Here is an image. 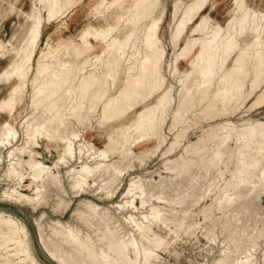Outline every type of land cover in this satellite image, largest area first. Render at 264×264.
Wrapping results in <instances>:
<instances>
[{"label": "bare ground", "instance_id": "6f19581e", "mask_svg": "<svg viewBox=\"0 0 264 264\" xmlns=\"http://www.w3.org/2000/svg\"><path fill=\"white\" fill-rule=\"evenodd\" d=\"M72 1L50 0L46 21L50 22L58 16ZM251 1L232 0L231 6L224 12V26L220 27L216 22L217 27L209 33L206 28L214 18L206 14V10L212 0H191L176 21L178 0L172 2L170 18L174 21L171 37L173 44H177L181 36L187 39L182 51L174 59L173 69H176L181 58H185L190 68L182 79L177 80L180 89L173 111H170L172 100L169 92L163 88L160 75L165 53L158 35L165 16L162 0H129L127 3L130 9L123 14L111 12L109 15L114 24H119L124 15L130 16V20L114 38L109 39L110 26L95 29L93 34L90 31L81 34L82 44L73 47L75 55L90 54L92 44L100 42L101 55L96 57L101 61L100 69L86 71L91 61L85 58L74 70V64L64 58L65 50H55L48 53V56L40 53L33 77L37 86L30 102L32 115L36 116L33 121L23 125L24 147L20 156L17 155V149L10 147L17 132L9 128L7 122L0 126V151L6 154V164L0 168V184L6 185V189L0 192V201L24 203L33 211L48 206V198L53 197L51 213L62 215L70 211V220L75 224L48 219L44 212L33 219L39 245L52 261L58 264H140L142 258L140 242L115 215L112 216L113 213L107 207L83 199L71 211L70 201L64 202L62 198L69 194L61 182L58 168L67 165L65 158L72 146L70 121L82 120L86 102L92 108L94 101L100 102L111 95L102 110L100 125L104 127L120 123L144 99L159 95L154 105L156 113L153 118L148 119L149 111L146 110L137 113L135 120L128 126L131 134L116 148V163L127 167H132L133 160L142 165L145 159L163 147L165 139L161 136L160 127L169 114L172 118L169 130L174 132V137L163 155L171 153L183 139L187 130L179 127L196 107H206L201 115L196 116V121H199L206 119L212 112L215 116L210 115V119L219 113L226 115L228 107L232 108L239 102L245 103L256 93L259 95L257 105L264 104V7L260 10L255 3L250 5ZM158 2L161 4L157 7ZM195 17L201 18L197 26L192 25ZM33 26L39 37L43 29L42 19L33 20ZM138 34L140 37H137ZM89 35L93 42L88 40ZM194 35H197L196 39ZM136 43L141 49H136L135 54L139 56L141 53L142 56L128 69L127 74L120 77V57L125 56L131 47L135 48ZM35 54L36 44L33 43L30 53L17 66L10 65L0 74V86L8 87L6 98L0 101V112L9 108L12 113L22 101L24 92L21 85L28 79ZM104 55H107L106 60ZM46 71L49 72L48 76L40 81L41 74ZM66 113L71 117L68 118ZM35 128H40L41 134L48 141L54 139L58 142V147H55V163L45 165L32 156L29 148L34 140ZM119 128H114L108 135V142L100 154L109 151L110 143ZM233 144L238 146L237 162L243 163V169L238 174L230 197L234 201L233 212L239 221L234 226L237 231L232 239L236 243L246 241L248 232L256 226L261 215L257 212L252 216L251 212L260 206L264 197V119L246 121L240 128L228 122L221 125L217 132L187 144L184 151L192 158L179 157L165 163L164 169L169 176L158 182L145 178L135 181L140 186L137 198L141 206H147L155 200L160 205L149 212L137 207L131 200H126L120 205L119 216L126 218L142 242L151 243L147 237L154 235L153 223L167 228L175 222L183 226L180 233L190 234L191 222L176 212L175 207L189 208L194 205L195 198L202 196L203 188L214 182L213 174L228 163ZM245 147L247 149L243 150ZM23 154L27 155L26 160L22 159ZM2 162L0 159V166ZM102 173L100 167L98 172H94L93 167L80 171L69 167L64 176L70 192L78 197L85 192L83 186L88 187L87 177L97 174L100 178ZM24 180L38 184L31 189V195L20 192ZM97 180L93 179V183ZM241 209L245 212L243 216H248H245L246 219L239 213ZM214 221L211 217L207 226L199 232L204 242L209 241ZM229 224H232V218ZM99 225L105 228L106 234L97 230ZM71 235L78 237L80 243L92 246L87 254L78 248ZM165 251L166 246L163 244L160 246V254L145 249L144 261L147 264H166L165 260H161V254ZM226 255L229 264H236L231 250ZM0 264H42L33 252L26 226L5 212H0Z\"/></svg>", "mask_w": 264, "mask_h": 264}, {"label": "rangeland", "instance_id": "374dc122", "mask_svg": "<svg viewBox=\"0 0 264 264\" xmlns=\"http://www.w3.org/2000/svg\"><path fill=\"white\" fill-rule=\"evenodd\" d=\"M128 1L129 0H73L70 6L64 9L50 22H47L46 18L51 5L50 0H0V74L10 65L17 66L19 62L30 53L33 43L36 44V54L32 59L30 74L26 82L21 85L24 92L22 101L13 109L12 113L9 108L0 112V126L7 122L9 124L8 127L17 132V137L15 141H11L10 147L18 150V156L21 155L24 147L22 145L23 125L27 121H33L36 116L32 115L30 102L37 86V82L34 81L33 77L40 60V53L44 56H48V53H52L55 50H65L63 52L64 58L74 64V70L77 64L85 58L91 61V65L87 66L86 71L89 72L94 68L100 69L101 61L96 59V57L101 55L100 42L92 44V52L90 54L75 55L73 47L75 44H82L80 38L82 33L90 31V33L93 34L95 29L107 28L110 26L111 33L109 39L114 38L118 32L123 29L127 21L130 20V16L126 14L119 24H114V20L109 14L111 12L123 14L128 8L130 9V4L127 3ZM174 1L177 0H162L161 3L165 9V16L162 19L158 31L160 42L165 48L164 62L161 66L160 75L163 80V88L169 92V97L172 100L170 111H173L174 104L178 101V90L180 89L178 81L182 79L190 69L185 58H181L177 63L176 69H173L174 59L182 51L187 39L181 36L177 44L174 45L171 37L174 21L179 18L184 9L190 4L191 0H178L177 16L173 21L170 18V12L171 4ZM114 2L115 4L112 6L111 4ZM231 2L232 0H212V4L207 8L206 14L213 17L214 21L210 22L207 26V33L217 27L216 22L220 24V27L224 26V12L231 6ZM161 3H156L157 7ZM253 3L258 5L260 10L264 7V0H252L249 4L252 5ZM155 15H157V12ZM40 18L42 19L43 29L41 30L40 36L37 37L36 30L33 26V20ZM200 21V17H195L192 21L194 22L192 25L197 26ZM143 26L144 24L142 25L141 33L143 32ZM137 37H140V34H138ZM193 38L196 39L197 35H194ZM88 40L93 42L90 35L88 36ZM136 49H141L138 43H136L135 48L131 47L125 56L120 57L122 64L120 77L127 74L128 69L141 58V53L139 56L135 54ZM192 53L193 51L191 54ZM103 58L106 60L107 55H104ZM46 60L47 59H45V61ZM228 68L229 66L226 67V69ZM48 74V71L42 73L40 81L44 80ZM7 91L8 87L5 88L0 86V101L6 98ZM158 96L159 95L156 94L150 98L144 99L142 103L132 109L120 123H114L104 127L100 125L102 121V110L106 100L111 98V95H108L106 99L100 102L94 101L92 108L88 102L85 103L82 120L79 122L71 120L69 124L72 146L65 158L68 166L61 165V167L58 168L61 182L66 187L69 194L68 196L62 197L64 202L70 201L71 211L76 207V204L83 199H88L101 207H107L110 213H113L112 216L115 215V218L123 224L125 229L134 234L138 242H140V252L142 254L140 264H147V262L144 261L145 249L160 254L159 250L161 244L166 246V251L161 254V260H165L164 262H167L166 264H229L228 255H226V253H230V250L234 255L236 264H264V197L261 199L260 206L254 208L251 212L252 216L257 214V212L261 213V215L257 219L256 226L250 229V233L248 232L249 236L245 239L246 241L241 240L237 242V244L232 239L234 236L233 234L237 231L236 228L234 229V226L238 224L239 221L237 214L233 212L232 205L234 201H231L230 197L233 192V187L237 182L238 174L243 169V163L237 162L236 153L238 152V146L235 144L232 145L228 163L213 174V178L215 179L214 182L210 186L206 185L203 188L202 196L195 198L194 205L189 208L175 207L176 212L185 216L191 222V224H189L191 227L190 234L184 235L180 233L183 226L175 222L170 224L167 228L153 223L152 228L154 235L151 234L147 237L149 241L151 240V243L142 242L139 240L137 233L132 231L126 218L119 216L120 205L126 200H131L137 207L146 209V211L149 212H152L153 208L160 205V203L155 200L147 206H141V202L137 198L140 193V186L136 184L135 181L138 178H145L158 182L161 178L169 176L164 169L165 163L176 160L179 157L183 159L192 158L189 153L184 151L187 144L217 132L221 129V125H225L228 122H232L236 127L240 128L246 121L252 122L264 119V104L262 106L257 105L258 93L249 98L245 103L239 102L232 108L228 107L226 115L219 113L212 119H210V115H212V117L215 116L213 112L210 113L206 119L196 121V118L206 109L205 106H198L187 116L185 123L179 127V129L187 130L183 139L175 146L171 153L163 155L174 137V132L169 130V125L172 122L171 115L169 114V117L167 116L165 118V121L162 122L160 127V133L165 139V143L159 151H156L152 156L145 159L142 165H140L137 160L132 161V167H127L122 163H116L118 157L115 153L118 144L124 141L126 136L131 134V130L128 129V126L135 120L136 114L142 110L149 111L148 119L153 118L156 113L154 105ZM66 116L68 118L71 117L68 113H66ZM116 127L120 128L114 134L109 151L100 154L99 152L104 150V144L108 142V135ZM55 147H58V142H55L54 139L48 141L45 135L41 134V129L35 128L34 140L29 148L35 159L45 165L55 163L57 160ZM246 149L245 147L243 150ZM0 159L3 160L0 168H3L6 164L5 151H0ZM22 159L26 160L27 155L23 154ZM69 167L74 168L76 171L93 167L94 172H98L100 167L103 173L100 174V178L97 174L92 177L88 176V187L83 186L85 192L78 197H74L68 188V183L64 176L65 170ZM97 178L99 179L97 180ZM93 179L97 180L95 184L93 183ZM24 181L25 184H22L19 188L20 192L22 194L31 195V189L38 184L31 180ZM11 185L12 184H10V186ZM89 186H91V188H89ZM4 187H6V185L0 184V192L6 189ZM48 199V206H41L33 211L30 206L24 203L0 201V212H5L18 218L26 226L33 252L42 264H58L52 261L41 249L35 235L33 219L38 217L41 212H44L48 219L60 220L62 222L70 221L73 224H75V222L70 220V211L62 215L51 213L52 210H50V205L53 204L54 198L49 197ZM243 212L244 210L242 209L239 211L242 216L245 213ZM229 214H231V216H229ZM242 216L241 218L243 219V217L247 215ZM211 217L215 220L214 229L210 232L209 241L204 242L199 236V232L201 228L207 226V221ZM247 217H245V219ZM231 218L232 224L230 225L229 222ZM245 219L243 220L245 221ZM248 220L251 219L249 218ZM97 230L102 234H106L105 228L100 225L97 226ZM71 237L75 244L78 245V248L82 249V252L85 254L92 248L90 244L80 243L78 237H73L72 235ZM98 255L101 256V254Z\"/></svg>", "mask_w": 264, "mask_h": 264}]
</instances>
